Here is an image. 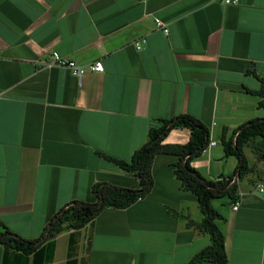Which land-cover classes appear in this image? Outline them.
<instances>
[{"label": "crops", "instance_id": "0c3cea01", "mask_svg": "<svg viewBox=\"0 0 264 264\" xmlns=\"http://www.w3.org/2000/svg\"><path fill=\"white\" fill-rule=\"evenodd\" d=\"M53 51L87 71L43 66ZM97 61L104 72L88 71ZM262 80L264 0H0V234L39 239L69 203L93 201L97 183L138 189V179L99 153L130 160L161 119L202 121L211 140L192 166L210 181L234 175L239 161L225 156L222 139L264 119L252 93ZM190 136L174 129L164 144ZM244 153L253 171L239 178L234 202L223 198L218 224L227 264H264V193L256 188L264 157L252 146ZM176 160L157 156L144 199L108 208L77 231V264H188L211 244L187 226L203 215L174 174ZM71 233L54 239L46 264L67 263ZM0 264H34L33 255L0 245Z\"/></svg>", "mask_w": 264, "mask_h": 264}, {"label": "trees", "instance_id": "16d2710c", "mask_svg": "<svg viewBox=\"0 0 264 264\" xmlns=\"http://www.w3.org/2000/svg\"><path fill=\"white\" fill-rule=\"evenodd\" d=\"M262 98L260 108H264V81L259 91L252 92ZM160 125L149 130L148 141L136 150L130 160L118 159L99 153L104 159L118 166L122 171L138 179L140 187L130 189L108 183H97L92 187L93 201H73L62 208L45 228L42 236L33 241L25 240L6 229L0 234V245L5 250H15L28 256L33 255L34 264L51 263L55 255V238L64 230H70L69 254L66 264H77L73 257L77 231L83 229L106 209H128L144 199L152 190L153 164L157 156L169 155L177 158L172 164L174 174L184 191L195 195L203 215L197 223L187 219V226L195 227L200 233L210 237L211 244L197 253L188 264H227L225 237L221 226V213L213 206L215 200L229 198L236 200L237 184H232L234 177L243 178L253 171L244 154L245 146H252L258 158L264 157V119H252L238 127L229 138L222 139L225 156H234L239 166L234 175L217 181L205 179L192 166V161L202 156L211 140L210 130L202 121L188 114L177 115L171 119H161ZM174 129H188L190 140L184 145H168L164 141Z\"/></svg>", "mask_w": 264, "mask_h": 264}, {"label": "built area", "instance_id": "2783aa9c", "mask_svg": "<svg viewBox=\"0 0 264 264\" xmlns=\"http://www.w3.org/2000/svg\"><path fill=\"white\" fill-rule=\"evenodd\" d=\"M156 28L159 30H162L165 35L169 34V29L165 23H163L159 19H155ZM147 41L146 39H141L140 41L135 43V47L137 50H142L144 46L146 45ZM41 64L45 67H61L65 69H69L72 71L73 75L77 77H81L87 70L78 64H76L73 61L67 60L63 57H61L57 52H52L48 59L45 61H42ZM88 71L95 72V73H103L104 72V66L101 61H97L87 67ZM211 145H214L212 143ZM239 178L234 177L231 181L232 184H237ZM257 194L261 195L264 193V182L258 183L257 186ZM240 206V201H236L232 207L233 211H237Z\"/></svg>", "mask_w": 264, "mask_h": 264}, {"label": "rangeland", "instance_id": "374dc122", "mask_svg": "<svg viewBox=\"0 0 264 264\" xmlns=\"http://www.w3.org/2000/svg\"><path fill=\"white\" fill-rule=\"evenodd\" d=\"M246 151H247V155H248V158H249V160L251 161V162H253V154L251 153V150L250 149H246ZM245 154V153H244ZM224 202V200H223V198L222 199H220V200H215L214 202H213V206L217 209V210H221L222 208H223V205H222V203ZM196 213V212H195ZM197 223H199V222H197Z\"/></svg>", "mask_w": 264, "mask_h": 264}]
</instances>
